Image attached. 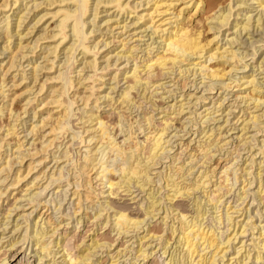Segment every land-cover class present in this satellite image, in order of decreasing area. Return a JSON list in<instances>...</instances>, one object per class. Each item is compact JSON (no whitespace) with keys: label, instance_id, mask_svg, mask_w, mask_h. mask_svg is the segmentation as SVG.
I'll return each instance as SVG.
<instances>
[{"label":"rangeland","instance_id":"1","mask_svg":"<svg viewBox=\"0 0 264 264\" xmlns=\"http://www.w3.org/2000/svg\"><path fill=\"white\" fill-rule=\"evenodd\" d=\"M107 1H111V0H107ZM201 1L203 2V4L205 6H206V4L207 5L209 4V7L208 6H207L208 8L206 7L207 11L205 10L206 12H204V14L201 13V12L200 13H197V12L193 13L194 8H189V9L185 10V12H187L186 13L187 15H184V16H189V14H190V16H189L190 18L189 17L188 18L191 19V20H188V18L186 19V21H188V22H186L187 26H191V28L188 27L189 30H191L190 32L192 34H196V32L200 31L201 35L199 37V40H200V42H202V43L204 42L205 43V42H207L208 40H210L212 38V31L207 30V27H208L207 24L210 25V26L211 25L213 26V24H214V21L211 24V22H209L207 20V18L211 17V16H208V15H211L212 12H213V14H215L219 10H222L225 7V5L227 4L228 0H201ZM230 1H231V5H232V9L233 10H231V12H230L231 13V17L228 19L229 20L227 22L228 25H226V27L224 26L221 29H219V31L215 30L216 35L218 34V37H217L218 39L217 40L220 41V43L218 42V46L222 45L223 47L227 48V45H225V41H226L225 39H229L232 36H234L235 34H237L239 31H241V30H239V31L235 30L236 33L234 34L233 33L234 29H229V28L232 27V23L234 25V21L233 20H235V18L238 21L237 29H238V27H241L243 23H246V20H244V19L248 15H250V19L252 20V21H250V19H249V21L252 22V23H250V22L248 23V27L250 29H247L244 32L243 31L239 32L238 33L239 37H237L238 35H236V37H235L236 41L234 40V42H232L234 45L230 44L231 47L229 46L230 50H232V51L238 49L236 51L237 54H239L240 56H243V59L241 61H238V63H236V68H237V69L235 68L236 72H233V74H232V76L234 78L231 79L232 78L231 77L230 78L231 80L228 81V84L231 83V85H230L231 87L229 89H226V90L225 89H221V88L219 89L218 83L221 82V81L218 82V81L215 80V82L214 81L213 82H214V84L215 83H217V84L212 85L213 88L215 87V90H211V92H207V91L204 90L203 86L208 84L209 80L200 78L201 76L198 75L197 72L195 74H193V72H192L193 70L191 72L189 71L190 73H192V75H188V73H189L188 72L187 74L185 73V74H183V76H181V75H177L178 71L176 72L175 68L171 72L170 71L168 72V69H163L164 73H165V75H164L163 70L159 69L158 67H156L158 70L156 68H152V71L150 70L152 73L149 71V74L147 73L148 74L147 75L145 73L146 74L145 75L144 72L141 71L142 70L141 67H139L138 75L142 78L141 79V84L144 83V82H147V81L150 82L147 85L148 86L147 87L148 90H147V92H145V95H146L147 98L151 97L150 99H152V97H153L152 102L154 103V105L155 104L156 105L152 109V108H150L152 106L147 101L148 99L146 101L140 100V96H138L137 94H139L140 89H142V87L136 85L135 89H136V87H138V88L136 90L134 89L133 91H130V93H134L133 95H134L135 101L137 100L138 103H140V104L138 105V103H137L138 107H131L132 105H130L129 107H131V108L127 109V111H126V108H124L123 110L126 111V113L124 111L122 112V109L119 110L118 107H120V106L116 105V104H118V102H117L118 98L117 97H119L120 92H122L124 87H126V85H127V84H123V83L126 82V80L128 81L130 79V75L129 74L131 73L130 70L133 67L132 64L133 63L139 64L141 62V60L146 57V55L144 56V51H146L145 49L147 48V47H145V44H146V46L149 45L148 48H147V51H146L147 53L149 51V53L147 55L148 57H152L156 53H158V52L160 53L161 52L160 51L161 49H159L161 44L158 45V43H157L158 39H155V37L153 35L150 36L148 34L149 32L145 31L144 33H139L135 37V38L141 37L140 38L141 41L132 42L134 40V37H132V39H133V40L131 39L132 41L129 38V37H131L130 34L133 31V30L130 31V29L132 27L126 28L125 32L123 31L122 33H119L120 29H115V30L112 29L111 30V28L115 27V24L112 23L114 20H117V22H119L118 26H121L122 25L121 21H123V19L125 18V15L123 16L124 18L121 17V15L113 17L114 13H112V12H114V8L112 9L111 5H105L106 7L103 6V5L102 6L99 5L98 11L100 13L95 18V20H94L95 22L92 23L93 21H91V20H93V19H92L91 15H92L93 12L91 10L93 9V7H92L93 5H92V3L91 4L89 3L87 5L89 9H87L88 11L85 14V16L82 17V18H84L83 21L87 20L85 22V26H84L83 31L85 33L87 32V34H88V32L93 31V33L91 32V33H89V35H87L88 36L87 37L88 40H86V42H85L87 46H92V44L94 45L95 42H97V41L99 42V40L102 41L101 43L99 42L100 44L98 43L99 45L96 46V48H98V47L99 48L98 49L95 48L96 50L94 49V52L97 51L96 54L98 53L95 56V58H96V64H98L99 68L101 67L100 70L97 69L96 72H93V71H89V69H88V70L79 72L78 70L81 67V65L79 64L80 61H78V60L80 59V57H81L80 55L81 54L76 56V58H75L76 61H72L71 60L69 62V67H66L67 64L65 65V63L63 64L64 65L63 66L62 65V61L64 60L63 59L64 57H63V55H61L62 54L61 51L58 53L57 58H55V60L52 59L51 57L46 58L47 59V63L44 64L46 62V60L43 57L46 55V53H44L45 50H43L42 47H46L49 44L50 45L49 47L52 48L53 45L55 46V44H57L58 40L60 42V39H59L60 36L58 35L59 32H58V29L55 30V26H56L55 24L59 22V19L61 17L60 18L58 17V15H60V14H58L57 17L55 15L52 16V14L55 13L57 10H62L64 8H66V6L69 5V4L58 3V2H56L54 0H23V1L22 0H18L13 6V0H7L6 1V3L9 2L10 4L8 3V5H11V6H8L4 11L0 10V13H1L0 14V18L3 15H6V16L8 15V17H9L8 20H7V21H9V27L8 28L11 27L10 29H14L15 23L17 21V17L15 16V13H17L20 10V13H19L18 16L21 17V15L23 14L22 18H20L22 23L20 24V27L17 29L20 36H18V39H16V36H14V37L9 39V44H10L11 49L18 42V47L17 46L15 47V49H16L15 51H16V55L17 56L20 55L19 56L20 59H19V63L15 62V64H17V65L21 64V67L18 66V68L16 67V68H14V70L12 68L11 69L12 72L10 71L11 74L9 76L6 75L5 78H2L1 74L3 72H0L1 73L0 74L1 81H4V84L9 85V83L11 82L12 75L17 74V75H15V78H16L15 80L16 81L13 82L16 85V84H20L19 81H17L18 78L20 79V76H25L26 75V77H24L25 79L22 80L23 82H21V85H19L18 87H15V88L13 87V88L9 89L8 86H6L5 88H3L4 90L6 88L8 89V91H9L8 92L9 94L7 93L8 94L7 95L8 98H11L10 95L13 92H15V94H18V93L23 91L22 86L28 84L29 81L27 82V80H28V77L30 75L29 73H31L30 72V68H32V67H35V66H37L39 64L41 66H43V65L46 66L45 71L40 70V71L36 72V74L38 73L37 74L38 75L37 82H39V83L44 81L45 77L54 76L59 71H60V73L62 71H63L62 73H64V72L67 73V72H69L68 70L71 69L72 71L70 70L71 72L69 73L71 81L74 80L75 82L74 81L73 82L76 83L77 82V75H79L78 78L79 79L81 78L79 80L81 84L83 82V85L86 86V87L87 86L89 87V84L90 85L91 84L94 85V89L90 90V92H86V94H89V93H92V91H94L92 93V95L94 97L93 96L90 97L92 99H91L88 107L87 108L83 107L81 105V103H79L78 101H77L78 103L76 102V104L73 107L74 110H73L72 113H74V114H72V115L74 117L72 115H70L69 118L71 116L72 117L70 118V120L68 119V121L71 122L70 126L72 127L73 130L76 131L78 128L80 130L82 128L83 129L86 128L84 126V124L82 123L83 121H85V120H83L84 116H86V114H83V111H87V115H88V110L92 106L91 102H94L95 97L97 96L96 98L100 99L98 101V103H96V105L98 107H97V109L93 108L92 110H94L96 112L94 113V111H93L92 113H94L95 115L98 114V117L100 116L99 118H103L104 120L105 119L107 120L106 125L107 124L109 125V126L107 125V130L110 129L109 130L110 132L109 131H107V132H109L110 133L109 135L112 136V137L115 135L113 137V139L115 138L116 139L115 141L118 142L119 145L121 144V146H122L121 140L123 138V135L125 134V133L121 134V131H119L120 130V126H122L123 130H125L129 126V124H131V126L134 129V131L136 130L135 134L138 137L137 139L138 140H142V135L145 133V131L143 132L142 130H143V128L145 129V127H147V124H148V122L147 123H143V122H145V121H143V120L146 119L145 117H148L146 115L152 116V120H150V123H152V124H150V123L149 124L152 125L154 127V129H156V131H158V129H160V130L164 129L165 126H166V123H169V125H167L165 130H164L165 133L163 132L165 136L163 135L162 139L164 141L169 139L170 143H168V144L166 143L165 146L162 145V147H164V148L166 147V148L164 150V153H162L163 156H162V154L160 156V157H162L160 159L161 161L159 160V163L156 165V167H153L154 168L153 170H149L147 175L149 176V181L148 182H150V183L148 184V182L142 183L141 181H138L139 182L138 185L142 184V188H143L144 191L143 190H139L135 185H132V182H131V185L134 186V187H132L129 184L130 186L128 185V187H129L130 190H129V192H125L126 191V185L124 186V182L122 183L121 180H118L119 178H117L118 177V173L117 172L113 173L112 177H110L109 175H106V178L109 177L112 181L121 183L125 189L124 188L121 189L122 185H117L116 187H113L114 190L112 189L113 190L112 191V195H108L107 187L100 185V186H98V189L100 190V192L102 194L99 195L98 198L95 199V198H92L90 196V198H88V202L84 201L83 198L80 199V201H78V206L82 208L81 211H80L78 206L76 207V209H74V205H75V203H77V200L75 199V197L73 199L71 197V195H72V193L74 192V190L76 188H77L76 190H79V191H76V193L79 192L78 194H80L81 191H82L83 193H81L80 195H85V193H84V188L85 187H84L83 184H84V181L86 180V178L84 177L85 175H81L79 173H78V175H73L72 173L77 174V172H78L75 169L74 166H75V163H77V165H78V164H81V162H82L81 156L84 154L83 151L85 149L84 146H86L87 137H85L86 136L85 133L84 134L82 133L83 129L81 131L78 129L77 131L79 133L80 132L82 133V134L80 133L82 139L79 138V140L81 139L79 141L77 138H75L74 139L75 141L72 140L73 141L72 142L70 140L71 132L67 131V133H65V136L63 135L60 138L58 137L56 139L57 141L55 140V145L59 144V146H60V148L58 149L59 151L62 150V149H63L62 151H64V149L69 151L68 152V156L71 155L70 158L73 159V162L69 161V163H65L66 164L65 166H64V163L59 164V166L57 164H54L53 163L54 161L51 160L52 159L51 154L56 152L57 150L55 148L52 149L50 151V154L47 156V159L45 158L46 160H44V162L42 163L43 165L36 166L34 171L32 172V175H31L32 177H30L29 179H25L27 181H24L22 183V185H24L26 183H29L31 181V179L34 177V175H36L38 170H41L43 172L44 176H41L42 178L41 179L39 178L36 182H34V184L32 183V185H31L29 183L26 186L27 188H29V186H30L31 189L29 188L27 190L26 187H22V189L25 190V191H23V193H22L24 195L23 198L20 199L19 195H15V194H17L18 190H14V192H13L14 195L12 196L11 195L12 191H10L9 189L7 190V187H8L7 185L10 183L9 181L12 179V172L14 173V170L18 168V165H16L14 163L15 162L14 158L18 154V152H16V151H20L19 154H18L19 156H17V159L20 158V157H23L24 158L23 160L25 161L26 158L22 154L23 153L25 154L26 151L30 150L31 142L33 143L35 141V138H36L35 132H33L35 135L33 133L31 135L28 134V132L30 131L29 129H31L29 127L32 126V125L38 124V121H39L38 120L39 119L38 118L39 112H37V110L39 108H35L34 110H33V108L34 107H38L39 102H41L42 99L45 97L46 93L44 92V90H45V87L46 88L48 87V84L45 83L46 86L44 87V90L41 91L42 93L39 94L40 96L39 95L36 96V98L38 100L36 99L35 101H32V103H31V100L34 98V96H33V95H35L34 93H37L36 88H38V85H35L36 88L35 87L32 88V89H35V90L34 91L32 90L31 94L29 92L27 95H22L20 97H17L15 99V101H13L14 103L12 104L13 105L12 108H14L16 110L17 109L18 110L19 109H21V110L23 109L22 111L19 112L20 113L19 118H17V120L13 121L14 119L13 118H9L8 112L5 111V110H2V112L0 114V138L5 134V129L10 128L11 125H14L12 130L15 131L14 132L15 136L18 135L17 136L18 140L20 139L19 143L22 144V145L20 144L21 145L20 149L25 151V152H23L21 150H18L16 148L17 146L14 144L15 143V139H13L11 137L6 139L5 142H2V144H3V145H1L2 149H0V153H1V156H2V157L0 156V159L2 158L0 160V163L1 162L3 163V161L5 162V160L8 161L10 159L8 162H9V165L11 167L9 173H8V171H4L5 173L2 172L0 174V191L2 192V194H4V195H2V197L0 199L1 200L0 201L1 202L0 203V206H1L0 207V215H1V213L3 214L4 210H6L13 203L14 200H12V199L14 197H16L15 200L18 199L14 203V207H16V208H12L13 210L9 209L10 210L9 213H11V214H9V218L6 217L5 219H3L2 215L0 216V261L3 258L10 259L9 256L11 255V253L13 251H9L7 245L9 244V242H11L10 240H13L15 242H19L20 241L19 239L22 238V235L27 236L26 238H24L25 236H23L24 243H25L23 245V249L26 248V252L25 253L29 254V251L31 249L32 250H33V248L35 249V247L33 245L34 242L31 239L32 236L34 235L33 233L39 232V230L42 229V230H45V231H43L44 233L47 232V234L45 235L46 237L44 236V239H42V241H45L46 243L49 244L48 248H50V251H52V252H59L62 249H65L66 252H68V253L71 252L69 254L71 256H73V257L74 256L77 257L79 255H86L91 260V262L93 264H112V263H114V264H129L130 263L131 264V263H133L135 255L138 254V253H136V250L138 249L137 247H140V245H143L144 242L147 241V237H146V241H145V239H144V241L142 239L140 241V245H138V240H136L135 237H134V235H136V234H134L135 232L131 233L130 230H129L130 233L128 232V234H125L126 236L122 235V234L117 235L116 231L114 232V230L116 228H113V225H112L113 223L111 221L112 211H116V210L120 211L121 209L122 210L125 209L123 212L126 213L128 216L131 215L129 217H131V218L134 217L136 219H144L143 217H145V216H144V212L143 211H144V208H145L146 204L150 201V200L147 199V196H148L149 193L153 192L152 193L153 199L154 200L159 199V201L158 200L156 201V202H159L158 205L155 204L156 206L154 207V208H156L155 210H158V214L154 213L155 217L153 216V219H149L148 216H147L148 218L145 217L146 219H145V221L143 220L144 222L142 221L143 222V223H141L142 225L140 224V226H138V227H141L142 229L140 228L141 230H138L137 236L138 237L143 236L145 234V228H146L148 230L149 234H154L155 235L157 233L156 236H160L161 237V235H162L161 239L168 238L169 231L166 230L165 228L167 226H169V224H171L170 223L171 219H169V220L167 219L166 220L165 223L168 224L166 226L163 225V222L161 221V217L163 215L162 214L163 209L166 206H169L168 201L164 199L165 189L161 188L164 185V180H165L164 177H163L164 175L162 176L163 171H164L165 176L168 174L167 171H168L169 167H167V166L169 165V162H170V158H168V157L169 156L171 157L175 153L179 152V150H178L179 149V144H177V143H182L183 142L182 143L183 146H181V149H184L185 144H187L188 145V147H187L188 149L187 150H191V149H192L191 151L196 150L195 149L197 147L196 144L197 145H201L203 143V140H205L204 137L206 138V136L209 135V132H207V131L210 130V129H212V130L214 129L213 130L214 135H217V133H219V136L216 137V138H218L217 142H220V143H218V145H219L218 147L222 148V149H220L218 151H215L218 148L210 147L211 148L210 151L212 150L211 152H212V155H213V157H212L213 161L210 164L214 163L212 167H214L215 165L220 163L223 160V157H225L224 155H226L227 152L228 153L230 152V154H229L230 156H228V159H231V161L229 162V164L233 163V164H237V167H240V168H247V167H249V168L245 169L246 175L243 174V172H240V170L236 172V176H238V178H239L238 179L239 181L237 180L236 183H235V181H233L234 179H232L233 178L232 177L233 174L231 172L230 173L232 174V176L228 172L229 176H228L227 180H225L226 178H225V176L223 174H219V173L216 175V177L211 178L212 181H215L216 183H220L221 184L222 188H221V191H219V193L221 192L222 194H225V192L227 191V194H225L224 197L222 198L221 204L219 205V208L217 210L218 212L217 211L213 212L212 209H209V206H205V208L208 207V208L205 209V210H208V211L207 212L205 211L206 213L203 216L205 218L204 221H203V223H204L203 225L206 226V228L210 227L209 225H212V226L215 225L214 227L218 228L217 231L223 232V234L226 232L224 235H227V234H230V233L232 234L233 232L230 231L232 228L229 231H225L227 222L224 221V218H223L224 222L222 223L223 225L222 224H220V225L216 224L215 219L217 217L219 218L220 217L219 215L220 214L222 215L224 213V210H225L224 208L225 207L230 206V207H232L231 209H233L234 208V204L239 205L241 203V200L236 201V199L238 198L237 195L239 194L240 187L242 185H244L245 186L244 187L245 190L246 189L248 190V191L246 190L248 192V194H247V197L245 199V203H242L241 204L242 206L239 205L238 208L245 207V209L250 210L251 217H252L251 220H253L252 221L253 224L257 225V222H261L260 226H262V227L264 226V211H263L264 210V161H263L264 160V157H263L264 154H260L259 152H257L259 149L262 148L263 149L262 151L264 153V147H262L263 144L261 145L262 141L264 142V116H261L262 111L264 110L263 109L264 107H261V108L258 107L259 109L256 111L254 108H252L251 102L250 103L244 102L245 106L243 107V102H241V101H244V100H241L240 98H242L244 96V94H242V92H241V94H238L240 92V91L238 92L240 87L237 90L238 86L236 84L237 82L240 81V79L242 80V78H244L243 80L248 79L250 75L254 77L255 81L256 80L259 81L258 83H261V86L264 84V24L261 25V27H262V28L260 27L261 29L258 27V29L255 31L256 27H255V23H253V20H255V18L258 17V14H257V10L258 9L257 10L254 9L255 6H256L255 4H251L252 2H250L248 0H233V1L230 0ZM120 2H122V3L124 2L123 4L128 3L129 5L132 6V4H136L137 5L138 3H140V5H141L142 2H144V0H122ZM234 4H235V6H234ZM239 4H240V7H239ZM34 5L36 6V8H35ZM236 6H238V7H236ZM9 7H10V10L8 11ZM69 7L71 8V5H69ZM145 8H147L145 5H141L139 7L137 6L136 10H134L133 13H131L132 14L131 16H133L132 19L128 17L125 20V22H124L125 25H127V26L130 25L129 23L131 21L132 22L135 21L136 22V26L140 25L141 21L133 20V18H136V15L138 16L139 13L140 14L143 13V10ZM238 8H243V9L238 10ZM105 9L107 11H104ZM225 9H227V7ZM208 10H211L210 11L211 13ZM191 13L194 14V15H192ZM205 13H206V15H205ZM225 13L226 12H224V14ZM198 14H200V16ZM213 14H212V16H213ZM236 14H239V15L237 16ZM256 14H257V16H256ZM204 15L207 18H205ZM244 15H245V17H244ZM197 16H199V17H197ZM234 16H237V17H234ZM54 17H56V18H54ZM34 18H37V19H34ZM39 18H42V21L40 19V22H38L36 25H34V28L31 29V27H32L31 25H33V22H35V20H39ZM202 18H204V19H202ZM262 19H263V17H261V20ZM106 20L107 21L110 20V21H108V24L107 23L105 24ZM261 20H260V22H258L259 25L261 23ZM137 22H139V23H137ZM199 22H201V23H199ZM263 23H264V19H263ZM45 24H47V25L45 26ZM189 24H191V25H189ZM250 24H253L254 28L253 27L251 28L250 26H252V25H250ZM108 25L110 26V28H109L110 30L106 29L107 27H109ZM2 26H4V23H0V27H2ZM43 26H45V27H43ZM24 28H29V31L32 30V32L30 34H28V35H25ZM42 28L46 29L45 32L48 33V35H49V33H51L50 35L54 34L57 37H55L53 39L52 38L51 39L47 38L48 40L44 39L45 41L43 40V41L36 42L37 41L36 40L37 36L40 35V33H37V32L42 30ZM52 28L54 30H52ZM67 30H69V27H67ZM136 31H141V30L137 29ZM69 32L70 31H66L67 36H70ZM221 34H223L224 36H220ZM148 35L150 37H152V39L154 38L153 41H157V42H155L154 44L153 43L151 44L152 39L150 40ZM108 42H109V44L106 45L108 47H105L103 44H106ZM120 42L126 43L125 47H127V46L131 47V45H132V46H134L136 48L135 50H132L133 52L131 50L129 51L131 59L125 60L123 58V57L127 56V54L122 53L123 50L120 49V47H119V43ZM63 44L64 43H62L61 45H63ZM211 44H212V42L209 44V46H211ZM1 45H2V43L0 42V47H1ZM151 46H153V47H151ZM60 48H61V46L58 47V49H60ZM150 49L152 50L151 52H150ZM106 53H107V55L104 56ZM131 53H132V55H131ZM116 54L118 56L119 55H122V56L124 55V56L120 60L118 59L119 61H117L116 58L118 56ZM103 56H104V58H102ZM115 56H116V58H115ZM5 57H7L6 52L4 53V51H1L0 52V63L1 62L3 63V65H1L2 69L0 68L1 71H3L6 68V67L4 68V66L6 64L5 61L7 60ZM105 57H106V59L108 57H111V58L107 59L108 61H105ZM244 57H246V58H244ZM42 59H44V60H42ZM88 59H91V58H88ZM16 61H18V59ZM51 61H53L52 64H51ZM126 62H127V64H126ZM49 64L52 65V66H50ZM71 64H72V66H71ZM183 64H185V62ZM242 64L247 65V67H244V65H242ZM40 65L37 66V67H40ZM104 65H105V67L103 68ZM257 65L258 66L260 65L259 67L261 69L256 71V68L257 69L259 68V67H257ZM70 67H72V68H70ZM167 67L170 68V65H167L166 68ZM187 67H189V66H184L183 65L181 67V69H184V68L186 69ZM57 70H59V71H57ZM101 70H103V71H101ZM165 71H167L168 74H166ZM251 72H253V73H251ZM77 73H79V74H77ZM126 74H127L126 79H123V75L125 77ZM196 75H198V76H196ZM73 76H76V77H73ZM113 76L116 78L117 81H115V80L112 81L111 80L113 78ZM176 76H177V78L178 77H182V78L184 77L185 78V83L188 82L187 84H189L191 82L190 80H193L190 84L193 87L195 86L193 88L189 84L188 86L186 85L189 88H185L184 89V90H187V92L193 93L194 97L191 99L188 96H185L184 100L181 101V104H183L182 105V107H183L182 108V113H180L181 115L177 114L178 106H179V103L177 101L182 99L181 97H179L181 92L177 91L176 90L177 87L174 85L175 84L174 82L176 80H180L181 78L176 79ZM88 77L90 79L92 78L91 81L94 80V82L93 83L90 82V79ZM86 78H87V80H86ZM3 79H5V80H3ZM173 79H176V80H173ZM118 80H119V82H118ZM142 80H144V82ZM200 80L203 81L202 85L200 83L202 81H200ZM116 82H118L117 85L115 84ZM193 82H195V83L192 85ZM226 83H227V80H226ZM137 84H139V83H137ZM150 84L151 85L154 84L153 87H151ZM160 84H161V87L158 86ZM211 84H213V83H211ZM155 85H157V86H155ZM198 85H199V87H198ZM149 86H150L151 89L149 88ZM29 87H31V85H29ZM157 87H159V88H157ZM241 87H243V86H241ZM263 87L264 86H262L260 89H261V91H263V94H264V88ZM99 88H101V89H99ZM110 88H112V91H110ZM98 89H99V91H96ZM231 89H233V90H231ZM235 90H237V91H235ZM224 91H227V92H224ZM68 92H69V96H71V94L74 93L70 89H69ZM4 94H6V93H4ZM105 95L108 96V98L110 96V99L115 101L116 104L114 103L113 107H110V108H108V106L105 107V105H106L105 101L107 99V98L103 99V96H105ZM133 95L130 94V97L133 98ZM201 95L204 98H208V99H203L204 101L200 100L201 102L199 100L195 101V99L197 97L200 98ZM235 95H236V97L238 95V97H237L238 99L236 101H235L236 98L234 99ZM86 96H88V95H86ZM221 97H224V102L221 99L219 100V98H221ZM26 98L28 100H30V101H29L28 105L24 106L22 104L23 103L25 104L24 101H25ZM219 101L220 102L222 101L223 107L220 108L219 112L217 111V113L216 112L213 113V111L217 109L216 107H217V104L219 103ZM0 103H2V102L0 101ZM6 103H7V101H6ZM245 103H247V105ZM249 105L251 107H249ZM6 108H8V107H5V109ZM135 108H137V109H135ZM160 108L162 109V111L159 110ZM79 109H82L83 111H81ZM204 109H207L206 110L207 112H205V111L203 112ZM243 109H245V110H243ZM242 110H243L244 113L241 112ZM34 112L38 113V114L36 113V115H35V120L32 117ZM151 112H152V115H151ZM82 114H83V116H82ZM123 114H124V116H123ZM255 114L257 116H261V117H259L257 119L258 123L255 122L256 125H255V123H253L251 121V117L255 116ZM80 116H81V118L83 117L81 119V121H80ZM119 116L123 117V119L120 118ZM125 116H128V117H125ZM142 117H144L145 119L142 118ZM225 119L227 120L228 123L225 122ZM128 120H130V121L128 122ZM118 121H119V123H118ZM124 121H126L127 124ZM136 121L138 123H140V124L138 125V123ZM82 124H83V126H82ZM144 124H145V126H144ZM81 126H82V128H81ZM136 126H138V127H136ZM139 127H143V128L139 129ZM241 128H244V129L242 131H240ZM201 129H202V131L204 133H206L205 136H203L202 132H200ZM152 130H153V128H152ZM112 133H113V135H112ZM15 136H13V137H15ZM34 136H35V138H33ZM252 136L254 137V139H253ZM241 138L244 139V140L242 142L238 143V140H240ZM209 139H210V137H209ZM253 140H255L256 143ZM83 141H84V143H83ZM205 141H207V140H205ZM66 142H67V146L65 145ZM71 142L73 143L72 145H71ZM35 143L37 144V140L35 141ZM81 143H82V145H81ZM244 143H247L248 145L244 144ZM223 144H225V145H223ZM125 145H127V144H125ZM244 145L248 146L251 151L248 152ZM259 145H260L261 148H258ZM240 146H241V148H240ZM234 147L238 148V150L236 149L237 152L239 151L238 153H234L232 151V149ZM166 149H168L169 151L167 150L168 152H165ZM182 152L185 153V151H182ZM20 153H21V155H20ZM141 153L145 157H146V155H148V154H146L147 150L144 151V153L143 152H141ZM183 153L180 154V159L178 160L179 164H180V162L182 160L184 161L185 158H186L185 156H184L185 158L182 156ZM233 153L236 154V155H233ZM58 154H59L58 151L56 153H54V157L56 158V156H58ZM214 154H215V156H214ZM108 155L110 156V154H108ZM108 155L106 156L108 166H111V164L114 165L112 160H110L108 158ZM250 155H253V156H250ZM219 157H221L220 159H222V160L218 161ZM250 157L253 158L251 164H250V161L248 160V159H251ZM112 158H113V156H112ZM164 158H166V159H164ZM197 159H199V158H197ZM115 162L118 163V161H115ZM221 164L223 165L224 162L221 163ZM42 166H44V167H42ZM60 166H64L63 170L58 169ZM198 166L199 165H195L194 166L195 169L193 168L194 170L192 169L193 171L189 172V173H191V176H188L187 180L188 179L191 180L192 177H197L199 175L198 172H200V171L202 172L203 171L204 167H199L198 168ZM184 167L188 168L187 164L184 163ZM108 168L110 169L112 167H108ZM184 169H182L181 173L184 171ZM216 169H217V167H216ZM56 170L57 171L59 170V173ZM73 170H75V172ZM60 171H61V173H60ZM196 171H197V173H196ZM219 171H221V169H217L216 172H219ZM6 172L8 173V175H7ZM156 172L157 173L161 172V176H159L160 174L158 175ZM86 173H88V175H90V172L87 171ZM155 174H157V175H155ZM185 174L187 175L188 173H185ZM186 175H185V177H186ZM79 176L82 179H78L77 177H79ZM47 177L50 180H48ZM218 177H221V178L218 179ZM52 178H54L53 181L51 180ZM243 179L245 181L249 182V183H252L251 186L249 185V183L246 184L247 182H244L243 184H241V180H243ZM75 180L76 181L78 180V181L75 182ZM157 180H159V181H157ZM48 181H49V183H48ZM246 185H248L250 187H248ZM94 186H95V184L92 185V187L89 189V191L93 190ZM44 187H46V189ZM43 188H44V191H43ZM257 188H259V189H257ZM210 189H212V188H210ZM5 191H6V193H5ZM141 191H143V192H141ZM94 192L97 193L98 191L95 190ZM254 192L257 195H255ZM32 194H33L34 197L32 196ZM200 195H201V193L199 191H195V192H193V196L191 195L190 197H186V198H184V197L183 198H178L176 202L179 205V207H181L180 206V204H181L182 205L181 208H183V207L185 208V209L183 208V210L187 211V215L188 216L189 215L191 216V215H193L192 210H194V206H193V203H192V198H193V200L196 197H200L201 198L202 195L201 196ZM252 195H253V197H252ZM29 198H32L33 202L31 204H29L30 203L28 201ZM90 199L93 201V203H92V201H90ZM26 200H27V202H26ZM36 203L38 204L37 206H36ZM90 203H92V204L90 205ZM82 204H83V206H82ZM34 207H36V208H34ZM77 208L79 209V211H77L78 210ZM160 208H161V210H159ZM83 211H84V213H86L85 214L86 216L82 214ZM186 211H185V213H186ZM159 213H161V214H159ZM234 214L235 215L238 214L236 216H239L240 213H233V215L229 214L230 216H232L231 218L233 219V221H237L239 217L235 218ZM46 215H48V217H50V219H51L50 226L53 225V224L54 225L51 226L50 228L47 227V225H43V228H44L43 229L41 224L44 221H40L41 219H39V218H42V220H43ZM97 215H99V216H97ZM213 215H215V217ZM245 215L247 216V214H245ZM259 216L261 217L260 219L258 218ZM107 217H108V219H107ZM242 217H243V215L239 219H241ZM189 219L190 218H188V220ZM106 220H108L109 223L105 224ZM209 221H211V222H209ZM173 222L175 223L176 221H173ZM146 223H148V225H146ZM4 224H7V225H4ZM33 224H35V226H34L35 228L34 229H33ZM55 224L57 226H55ZM239 224H240V222H238L236 226L233 225V228L234 227L237 228V226ZM173 225H175V224H173ZM143 226H144V228H143ZM4 227H6V230L3 232L2 230H3ZM52 227L54 228L53 231H51ZM17 228L19 230L14 232V230L17 229ZM236 228H234L235 229L234 232L236 231ZM25 230L27 231L26 234L24 232ZM152 231L155 232V233H153ZM163 231H165V232H163ZM254 232H256V230H254ZM231 234H230V236H231ZM263 235H264V230H263ZM254 236H256V235H254ZM17 237H19V238H17ZM247 238L249 239L250 236H248ZM247 238L245 237L243 239V241L247 240ZM6 241H8V242H6ZM141 242H143V243H141ZM171 242H172V240L170 241V243ZM246 242L248 243V241H246ZM158 244H159V241H151V244H150L151 247L155 246L153 249L150 247V249H152V251L154 253L153 254L154 258L152 257L145 264H148V263L149 264H152V263L156 264L157 263L155 261V258H157L160 255V253H161V250H159L160 248L158 247L159 246ZM110 245H111V247L108 248V246H110ZM146 245H147V243H145V246ZM145 246L142 247L141 250L145 249L146 248ZM173 246H174V244H173ZM173 246L171 245L172 249H173ZM56 247H58V248H56ZM15 248H17V246ZM147 249H149V247H147ZM150 249H149V251H150ZM172 249H170L169 251L171 252ZM246 249H247V247H246ZM158 250H159V253H157ZM178 250L180 251V248ZM119 252H122V253H119ZM182 253H184V251L181 252V254H179V256L180 255L182 256ZM250 253H252V252H250ZM61 254H62V252H59L56 255V257H57V258L55 257L56 263H54V264H63V262L61 263V259H62V257H60ZM29 255L32 256L33 254L30 253ZM29 255L26 256V257H29ZM20 256H22V255H20ZM162 256L163 255H161V257ZM263 257H264V255H263ZM47 259H49V258H44V260L42 261L43 263L41 262V264L49 263L47 261ZM114 259H116V261ZM159 259L163 260L162 258H159ZM32 260H33V258L31 257L30 261H32ZM152 260H154V261H152ZM161 260H159V261L161 262ZM182 261H183V259L179 260L178 261L179 264H181L180 262H182ZM160 262H158L157 264H161ZM139 264H142V262H139Z\"/></svg>","mask_w":264,"mask_h":264},{"label":"bare ground","instance_id":"2","mask_svg":"<svg viewBox=\"0 0 264 264\" xmlns=\"http://www.w3.org/2000/svg\"><path fill=\"white\" fill-rule=\"evenodd\" d=\"M6 1L7 0H5V1L4 0H0V10L1 11H4L8 6H11V5H8L9 2L6 3ZM17 1L18 0H13V6H14V4ZM54 1H56L58 3L69 4V5H71V8L69 7V5H67V6L65 5L66 8H64L62 10H57L55 13L52 14V16L55 15L56 17H57L58 14H60V15H58V17L59 18L61 17L59 19V22L55 24L56 25L55 26V30L58 29V32H59L58 35L60 37L59 36L58 37L60 39V42L58 40L57 44H55V46L53 45L52 48L49 47L50 46L49 44L46 47H42L43 50H45L44 53H46V55L43 57L46 60V62L44 64L47 63V59L46 58L51 57L52 59L55 60V58H57L58 53L61 51L62 52L61 55H63V57H64L63 58L64 60L62 61V65L64 63H65V65L67 64L66 67H69V62L71 60L72 61H76V59H75L76 56L81 54L80 55L81 57L78 60V61H80L79 64L81 65V67L78 70L79 72L80 71H85V70H88V69H89V71H93V72H96L97 69L100 70L101 67L99 68L98 64H96V58H95V56L98 53L96 54L97 51L94 52V49L102 41L99 40L100 43L97 41V42H95L94 45L92 44V46H87L86 43H85L86 40H88L87 39V37H88L87 35H89V33H91V32L93 33V31L89 30L90 32H88V34H87V32L85 33L83 31L84 26H85V22L87 20L83 21L84 18H82V17L85 16V14L87 13V11H88L87 9H89L87 5L89 3L90 4L92 3V5H93L92 6L93 9L92 10L90 9L93 12V13L91 12L92 13L91 16H92V19H93V20H91V21H93L92 23L95 22L94 21L95 18L100 13L98 11L99 5H101V6L102 5L103 6L111 5V8L112 9L114 8V12H112V13H114L113 17L119 16V15H121V17H123L125 15V18L123 17L124 19H123V21H121V24H122L121 26H118L119 22H117V20H114L112 22V23L115 24V27L111 28V30L112 29L113 30L120 29L119 33H122L123 31L125 32L126 28L132 27L130 29V31L133 30L132 33L130 34L131 37L128 36L130 38V40L132 39V37H134V40L133 39H132L133 41L131 40L132 42L141 41L140 40L141 37H137V38H135V37L139 33H144L145 31H148L149 32L148 34L150 36L153 35L155 37V39H158V42L157 41H153L154 38L152 39V37H150L148 35L149 39L150 40L152 39L151 44L152 43L154 44L155 42H157L158 45L161 44V46L159 48V49H161L160 50L161 52L160 53L158 52L159 54L158 53H156V54L154 53L155 54L154 56L148 57L147 55H148L149 51H148V53L146 51H147V48H148L149 45L146 46V44L144 43L145 47H147L145 49L146 51L143 50L144 51V56L146 55V57L143 58L139 64H135V63L132 64L133 67L130 70L131 71L130 74L128 73L129 71L127 72L130 75V79L128 81L126 80V82L123 83V84H127V85H126V87H124L122 92H120L119 97H117L118 98L117 99L118 100L117 101L118 104H116L115 101L110 99V96H109V98L106 95L103 96V99L107 98L106 101H105L106 102L105 107L106 106H108V108L113 107V104L115 103L117 106H120L118 108H119V110L122 109V112L124 111L123 110L124 108H126V111H127V109H130L131 107H138V105L140 104V103H138L137 100L135 101L134 95H133L134 93H130V91H133L135 89L136 85L142 87V89H140L139 94H137L138 96H140V100L146 101L148 99L147 101L152 106V107H150L152 109L156 105V104L154 105V103L152 102L153 97H152V99H150L151 97L147 98L146 95H145V92H147V90H148V88H147L148 86L147 85L150 82H148V81L144 82V80H142L144 83L141 84V79L142 78L138 75L139 67H141L142 70L141 69L140 70L143 71L144 74L145 73L149 74V71L150 70L152 71V68H156V67H158L159 69H162V70L163 69H168V72L169 71L170 72L173 71L174 68H175L176 72L178 71L177 75H181V76H183V74H185V73L187 74L189 71L191 72L193 70L192 71L193 74H195L197 72L198 75L201 76L200 78L209 80V81L207 80L208 84H206V85L204 84L205 86H203L205 91L211 92V90H215V87L213 88V86H212V85L217 84V83L214 84L215 80L218 81V82L221 81V82H219L220 84L218 83L219 89L220 88L221 89H225V90L229 89L231 87L230 86L231 83L228 84V81L234 78L232 76V74H233V72H236V69H237L236 68V63H238V61H241L243 59V56H240L239 54H237L236 51L238 49L234 50V51L230 50V47H231L230 44L234 45L232 42H234V40L236 39L235 37H236V35H238L239 32H241V31L244 32L247 29H250L248 27V23L250 21H252L250 19V15H248L246 13L249 16L248 17L246 15L247 17L244 19V20H246V23H243V24L241 23L242 26L238 27V29H237L238 21H237L236 18H235V20H233L234 21V25L232 23V27L229 28V29H234L233 30L234 34L236 33L235 30L236 31L241 30V31H239L235 35L233 34L234 36H232L231 38L225 39L226 40L225 41V45H227V48H226V47H223L222 45L218 46V42L220 43V41L217 40L218 39L217 38L218 34L216 35L215 30L219 31V29H221L224 26L226 27V25H228L227 24V22L229 21L228 19L231 17V13L230 12H231V10H233L230 0L227 1V4L225 5V7L222 10L218 11L219 13L216 12L215 14H213V12L212 13L210 12L211 10H208L211 13V15H208V16H211L209 18H207L205 16L206 15V13H205L204 17L207 18V20L209 22H211V24L214 21L213 26L212 25L210 26V25L207 24V26H208L207 30L212 31V38L210 40H208L207 42H205V43L204 42L202 43L199 40V37L201 35L200 31L196 32V34H192L190 32L191 30H189V28H191V26H187V24H186V22H188V21H186V19L190 16V14H189V16H184V15H187L186 14L187 12H185V10H187L189 8H194V11L192 10L193 13H196V12L200 13L201 12V13L204 14V12L207 11V8L209 7V4L208 5L206 4V6H205L201 0H198V1L197 0H144V2H142L141 5H145L147 8H145L143 10V13H141V14L139 13L140 15L138 14V16L136 15V18H133V20L141 21L140 25H138V26H136V22L135 21L134 22L131 21L129 23L130 25H128V26L125 25L124 22H125V20L128 17L132 19L133 16H131L132 15L131 13H133V11L136 10L137 6L138 7L141 6L140 3H138L137 5L136 4H132V6H131L128 3L123 4L124 2L123 3L120 2L122 0H111V1H107V0H96V1L95 0H54ZM248 1L252 2L251 4H255L256 5V6L254 5L255 6L254 9H256V10L258 9L257 10L258 17L255 18V20H253V23H255V27H256L255 31H256L258 29V27L260 28L261 25L264 24L263 23V19H264V0H248ZM234 6H235V4H234ZM226 7H227V9H225ZM236 7H238V6H236ZM239 7H240V4H239ZM35 8H36V6H35ZM240 9H243V8H238V10H240ZM9 10H10V7H9L8 11ZM104 11H107V10L105 9ZM224 12H226V13L224 14ZM19 13H20V10L17 13H15V16L17 17V21L15 23L14 29H10L11 27L8 28L9 27V21H7L8 18H9L8 15L7 16L3 15L0 18V21H1L0 23H4V26L0 27V36H1L0 37V42L2 43V45L0 47V52L4 51V53L6 52V54H7V57H5L7 60L5 61L6 64L4 66V68L5 67L6 68L3 71L0 70V72H3L2 74L0 73L2 78H5L6 75L9 76L11 74V72H12L11 71L12 68L14 70V68H16V67L18 68V66L21 67V64H19V65L15 64V62L19 63V59H20V57H19L20 55L17 56L16 55V51H15L16 50L15 47L16 46L18 47V42H17L16 45L13 46L12 49H11L10 44H9V39L10 38L16 36V39H18V36H20L17 29L20 27V24L22 23L20 18H22L23 14L21 15V17H19L18 16ZM212 14H213V16H212ZM257 14H256V16H257ZM192 15H194V14H192ZM198 15L200 16V14H198ZM236 15L238 16L239 14H236ZM199 16H197V17H199ZM237 16H234V17H237ZM56 17H54V18H56ZM244 17H245V15H244ZM261 17H263L262 20H261ZM189 18H188V20H191ZM34 19H37V18H34ZM40 19L42 21V18H39V20H35V22H33V25H31L32 26L31 29L34 28V25H36L38 22H40ZM202 19H204V18H202ZM249 19H250V21H249ZM260 20H261V23L259 25L258 22H260ZM108 21H110V20H108ZM108 21L106 20L105 24L106 23L108 24ZM137 23H139V22H137ZM199 23H201V22H199ZM250 23H252V22H250ZM46 25L47 24H45V26ZM189 25H191V24H189ZM250 25H252V26H250L251 28L252 27L254 28L253 24H250ZM45 26H43V27H45ZM67 27H69V30H67ZM109 28H110V26L107 27L106 29L108 30ZM137 29H139L141 31H136ZM24 30H25V35H28V34H30L32 32V30L29 31V28H24ZM45 30H46L45 28L44 29L42 28V30L37 32V33H40V35L37 36V38H36L37 41L36 42L43 41L44 39L48 40V39H51V38L53 39V38L57 37L54 34L50 35L51 33H49V35H48V33H46ZM52 30H54V29L52 28ZM66 31H70L69 32L70 36H67ZM220 36H224V35L221 34ZM237 37H239V35ZM211 42H212V44H211V46H209V44ZM62 43H64V44L61 45ZM107 44H109V42L106 43V44H103V45L105 47H108V46H106ZM125 45H126V43H122V42L119 43L120 49L123 50L122 53L127 54V56L123 57L124 55L123 56L122 55L118 56L116 54L118 56L117 58L115 56L117 61H119L122 57L125 60L131 59L129 51L130 50L132 51V50L136 49L132 45H131V47L130 46L125 47ZM59 46H61L60 49H58ZM151 47H153V46H151ZM98 48H96V49H98ZM151 49H150V52L152 51ZM106 55H107V53L104 56H106ZM131 55H132V53H131ZM104 56L102 58H104ZM88 58H91V59H88ZM109 58H111V57H108L107 59H109ZM244 58H246V57H244ZM17 59H18V61H16ZM44 59H42V60H44ZM107 59L105 57V61H108ZM52 62L53 61H51V64H52ZM127 62H126V64H127ZM184 62H185V64H183ZM1 63H0V68L2 67L1 65H3V63L2 64ZM39 65H37V66H39ZM167 65H170L171 69L169 67L166 68ZM183 65L184 66H189V67H187L186 69L185 68L181 69V67ZM242 65H244V64H242ZM37 66L30 68V72L31 73H29L30 75H29L28 80H27V82L28 81L29 82H28L27 85H23L22 86L23 91L18 93V94H15V92H13L10 95L11 98H8V96H7L9 94L8 93L9 92L8 89L6 88L7 90L6 89L4 90L3 88H5L6 86H8L9 89H11L13 87L14 88L18 87L19 85H21V82H23L22 80L25 79L24 77H26V75L25 76H20V79L18 78V80H17V81H19L20 84H16V85L13 82L16 81L15 80L16 79L15 75H17V74L12 75L11 82L10 83L8 82L9 85L4 84V81H1V77H0V101L2 102V103H0L1 104L0 105V114H1L2 110L7 111L8 115H9V118H13L14 119V120L12 119L13 121H15V120H17V118H19V116H20L19 112L23 110V109L22 110L21 109H19V110L17 109L16 110V109L12 108V106H13L12 104L14 103L13 101H15V99L17 97H20L22 95H27L29 92L31 94V91L35 90V89H32V88H34L35 85H38V88L35 87L36 90H37V93H34L35 94V95H33L34 98L31 100V103H32V101H35L37 99L36 96H38L40 93H42L41 91L44 90V87L46 86L45 83L48 84V87L47 88L45 87V90H44V92L46 93L45 97L42 99L41 102H39L38 107H34L33 108V110L35 108H39L37 110V112H39L38 124L34 123L35 125H32V126L29 127V128H31V129H29L30 131L28 130L29 131L28 132L29 135H31L33 132H35L36 138H35V136L33 138H35V141L37 140V144L33 140L34 142L33 143L31 142V144H30V146H31L30 150L26 151V153L24 154L23 152H25V151L20 149L21 145H22L21 143H19L20 139L18 140V137H17L18 135L15 136V133H14L15 131L12 130L14 125H11L10 128L5 129V134L0 138V149H2V146H1V145H3L2 142H5L6 139L11 137V138L15 139V143L14 144L17 146L16 148L18 150L23 151L22 155L26 158L25 161L23 160L24 159L23 157H20V158L17 159V156H19L18 154H19L20 151H16V152H18V154L14 158L15 159L14 163L16 165H18V168L14 170V173L12 172V179L9 181L10 183L7 185L8 186L7 190L9 189L10 191H12L11 192L12 194L10 193L12 196L14 195V193H13L14 190H18L17 194H15V195H19L20 199L23 198L24 195L22 193H23V191H25V190L22 189V187H26L29 183L31 185H32V183L34 184V182H36L39 178L40 179L42 178L41 176H44L43 172L41 170H38L36 175H34V177L31 179V181L29 183H26V184L22 185V183L24 181H27L25 179H29L30 177H32L31 176L32 172L34 171L36 166L43 165L42 163L44 162V160L47 159V156L50 154V151L52 149L55 148L59 152V154H58V156H56V158L54 157V153H56L57 151L54 152V153L51 152L52 153L51 154V156H52L51 160L54 161L53 162L54 164H57L59 166V164L64 163V166H65L66 165L65 163H69V161L73 162V159L70 158L71 155L69 154L70 156H68V152L69 151H67L65 149H64V151H62L63 149L60 150V151L58 150L60 148V146H59V144L55 145V140L58 137L60 138L63 135L65 136V133H67V131L71 132V134H70V140L71 141L72 140L75 141L74 140L75 138H77L78 140H79V138H81V135H80L81 132L79 133L77 131L79 128L76 131L73 130L72 127L70 126L71 122H69L68 119L70 120V118L73 116L72 115V114H74V113H72L73 110H74L73 107H74V105L76 104L77 101L79 103H81V105L83 107H86V108L88 107V105H89V103H90V101L92 99L90 97L93 96L92 93L94 92V91H92V93L86 94V92H90V90L94 89V85L93 84H91V85L89 84V87L88 86L86 87V86L83 85L82 81H81L82 82V84H81L80 81H79L81 78L79 79L78 78L79 75H77L79 73L76 74L77 75V82L74 83L75 82L74 80H73L74 82L71 81L70 80V76H69V73L72 71L71 69H70L71 71L68 70L69 72H67V73H65V72L62 73L63 71L60 73V71L57 70L59 72L56 75L51 76V77H45L44 81L39 83V82H37V78H38L37 74L38 73L36 74V72L40 71V70L45 71L46 66L45 65H43V66L40 65V67H37ZM50 66H52V65H50ZM71 66H72V64H71ZM259 66L257 65V67H259ZM104 67H105V65L103 66V68ZM244 67H247V65H244ZM70 68H72V67H70ZM260 69H261L260 67L258 69L256 68V71L260 70ZM101 71H103V70H101ZM165 72H166V74H168L167 71H165ZM163 73H164V70H163ZM189 73H188V75H192V73H190V74ZM251 73H253V72H251ZM164 75H165V73H164ZM198 75H196V76H198ZM73 77H76V76H73ZM126 77H127V74H126L125 77L123 75V79H126ZM178 78H181V79L180 80H176ZM178 78L176 76V79H173V80H176L174 82L175 83L174 85L177 87L176 90L181 92L179 97H181L182 99L177 101L179 103L177 114H180V113H182V108H183L182 107L183 104H181V101L184 100V97L188 96L189 98L192 99L194 96H193V93H190V92H187V90H184L185 88H189L187 86L193 80H190L191 82L189 84H187L188 82L186 81L187 83H185V78L184 77L183 78L182 77H178ZM91 79H90V82L93 83L94 80L91 81ZM243 79L244 78H242V80L240 79V81L236 83L237 86H238L237 90L240 87V89L238 90V92L239 91L240 92L239 93L237 92V93L241 94V92H242V94H244V96L242 98L239 97L241 100H244V101H241V102H243V107L245 106L244 102H247V103L251 102L252 108H254L256 111L259 109L258 107H260V108L264 107V94H263V91H261V89H260L262 86H264V84L261 86V83H258L259 81H257V80L255 81L254 77L251 76V75L249 76L248 79H246V80H243ZM3 80H5V79H3ZM86 80H87V78H86ZM111 80L112 81L113 80L117 81L114 76H113V78ZM226 80H227V83H226ZM200 81H202V80H200ZM118 82H119V80H118ZM118 82H116L115 84L117 85ZM137 83H139V84H137ZM194 83L195 82H193L192 85ZM200 83L202 85L203 81L200 82ZM211 83H213V84H211ZM29 85H31V87H29ZM153 85H151V87H153ZM155 86H157V85H155ZM158 86L161 87V84L158 85ZM190 86H191V84H190ZM241 86H243V87H241ZM159 87H157V88H159ZM191 87H193V86H191ZM198 87H199V85H198ZM137 88L138 87H136V89ZM149 88H150V86H149ZM69 89L74 92L73 94H71V96H69V92H68ZM99 89H101V88H99ZM99 89L96 90V91H99ZM231 90H233V89H231ZM237 90H235V91H237ZM110 91H112V88H110ZM224 92H227V91H224ZM4 93H6V94H4ZM130 94L133 95V98L130 97ZM86 95H88V96H86ZM96 97H95L94 102H91L92 106L88 110V115H87V111H83L84 110L83 108H82L83 110L79 109V110L83 111V114H86V116H84V119H83L85 121L82 120L83 121L82 123L84 124V126L86 128L83 129L82 128L83 124H82L81 128L83 130L82 129L81 130H82L83 134L85 133V135H86L85 137H87V139H86L87 141H86V146H84L85 147V149L83 151L84 154L81 156V159H82L81 164L77 165V163H75V166H74L75 169L78 172L76 171L77 174H74V173H72V174L73 175H78V173H79L81 175H85L84 177L86 178V180L84 181V184H83L84 187H85L84 188L85 195H80L81 193H83L82 191H81L80 194H78L79 192L76 193V191H79V190H76L77 188L74 190V192L71 195V197L73 199L75 197V199L77 200V203H75V205L73 204L74 205V209H76V207L78 206V201H80V199H82V198H83L84 201H87V202H88V198H90V196L92 198H95V199L98 198V196L102 194L100 192V190L98 189V186H100V185L101 186H106L107 187V191H108V195H112V191L114 190L113 187H116L117 185H122V184L112 181L109 177L106 178V175H109L110 177H112L113 173H116V172L118 173V177H117V178H119L118 180H121L122 183L124 182V186L126 185V191L125 192H129L130 189H129L128 185L129 184L131 185V182H132V185H135L139 190H143L142 184L138 185V183H139L138 181H141L142 183L149 181V176L147 175L149 170H153L154 169L153 167H156V165L159 163V160L162 158V157H160L161 154L164 153V150L166 148V147L165 148L162 147V145L165 146L166 143L167 144L170 143L169 139H167L165 141L162 139V137H163V135L165 133L164 130H165L166 126L169 125V123H166V126H165L164 129H162V130L158 129V131H156V129H154V127L152 125H150V124H152V123H150V120H152V116L146 115V116H148V117H145L146 119L144 117H142V118L145 119V120H143V121H145L143 123H147L148 122L147 127H145V129L143 127H139V129L143 128V130H142L143 132L145 131V133L142 135V140H138L137 139L138 137L135 134L136 130L134 131V129L131 126V124H129V126L127 125L128 127L125 130H123L122 126H120V130L119 131H121V134L122 133H125V134L123 135V138L121 140L122 146H121V144L119 145L118 142L115 141L116 139L115 138L113 139V137L115 135L113 137L109 135L110 134L109 133L110 129L108 128L109 130H107V125H108V124L106 125L107 120L105 119L106 120L105 121L103 118H99L100 116L98 117V114H96L97 116L94 114L96 111L92 110L93 108L97 109V107H98L96 105V103H98V101L100 99L96 98ZM237 97H238V95H237ZM237 97L235 95V97H234V99L236 98L235 101L238 99ZM203 99H208V98H204L201 95V97L200 98L197 97L195 99V101H197V100H199V101L201 100L202 101ZM220 99L223 100V102H224V97L219 98V100ZM6 101H7V103H6ZM29 101L30 100H28L26 98L25 101H24L25 104L23 103L22 105H24V106L28 105ZM137 103H138V105H137ZM247 103H245V104L247 105ZM222 104H223L222 101L221 102L219 101V103L217 104V107H216L217 109L214 110L213 113H215V112L217 113V111L219 112L220 108L223 107ZM130 105H132V106L129 107ZM5 107H8V108L5 109ZM249 107H251V106L249 105ZM135 109H137V108H135ZM159 110L162 111L161 108ZM206 110L207 109H204L203 112L204 111L207 112ZM243 110H245V109H243ZM243 110L241 111L242 113H244ZM93 111H94V113H92ZM126 111H124V112L126 113ZM152 112H151V115H152ZM36 113L34 112L33 116H32L34 120H35ZM83 114H82V116H83ZM70 115H72V116L69 118ZM121 116H119V117L123 119V117H121ZM123 116H124V114H123ZM261 116H264V110L262 111ZM261 116H257L255 114V116L251 117V121L253 123H255V122H257V119L259 117H261ZM125 117H128V116H125ZM82 118L80 116V121H81ZM129 121L130 120H128V122ZM124 122L126 123V121H124ZM225 122L228 123L226 119H225ZM118 123H119V121H118ZM139 124L140 123H138V125ZM255 125H256V123H255ZM144 126H145V124H144ZM136 127H138V126H136ZM152 128H153V130H152ZM243 129L244 128H241L240 131H242ZM213 130L210 129V130L207 131V132H209V135H207L206 138L204 137V139L207 140V141L203 140V143L201 145H197L196 144V146H197L195 148L196 150H193V151H191L192 149L191 150H187L188 149L187 148L188 147L187 144H185L184 149H181V146H183L182 145L183 142L182 143H177V144H179V149H178L179 152L175 153L171 157L170 156L168 157V158H170L169 165L168 166L166 165L167 167H169L168 171H167L168 174L165 176L164 171L162 170L163 171L162 176L164 175L163 177H164L165 180H164V185L161 188L165 189L164 199L168 201L169 206H166L167 208L164 206L166 209L165 208L163 209V212H162L163 215L161 217V221L163 222V225L166 226V225H168V224L165 223L166 220L167 219L168 220L171 219V221H170L171 224H169V226H167L165 228L166 230L169 231L168 238L161 239L162 235H161V237L160 236H156L157 233L155 235L154 234H149V232H148V230L146 228H145V234L143 236H141V237L137 236L138 230L142 229L141 227H138V226H140V224L143 223L146 218L149 217V219H153V216L155 214H158V210H155L156 208H154V207L156 206L155 204L158 205L159 202H156V201L157 200L159 201V199H157V200L153 199V196H152L153 192L152 193L148 192L149 194L147 196V199L150 200V201L146 204V206L144 208L143 212H144V216L146 217V218L143 217L144 219H136L134 217H132V218L129 217L131 215L128 216L126 213L123 212L125 209L124 210L121 209L120 211H117V210L116 211H112L111 221L113 223L112 224L113 228H116L114 230V232L116 231L117 235L128 234L129 230H130L131 233L135 232L134 234H136V235H134V237H135L136 240H138V245H140V241L142 239H143V241H144V239L146 241V237H147V241L144 242L143 245H140V247H137L138 249L136 250V253H138V254L135 255L134 261L131 264H139V262H142V264H145L152 257L154 258V255H153L154 253H153L152 249L155 246L151 247V245H150L151 241H159V244H158L159 246L158 247L160 248L159 250H161V253H160V255L157 258H155V261L158 263V262H160L159 260H161L159 258H162L163 260H161V262H160L161 264H179L178 261L182 260V259H183V261L180 262L181 264H263L264 263V257H263V255H264V235H263L264 228L263 227L264 226L263 227L260 226L261 222H257V225L253 224V222H252L253 220H251L252 217H251L250 210L245 209V207L238 208L239 205H241L242 203H245V199H246L247 194H248V192H247L248 190L247 189H246L247 191L245 190V188H244L245 186L244 185H242L240 187L239 194L237 195L238 198L236 199V201L241 200V203L239 205L234 204V208L233 209H231L232 207H230V206L225 207L224 208L225 209L224 213L222 215L220 214L219 218L216 216L217 218L215 219L216 224H218V225L222 224L224 221L227 222L225 231H229L232 228L230 230L231 232H233L232 234L230 233L231 236H230V234L224 235L226 232L223 234V232L217 231L218 228L217 227L215 228L214 227L215 225L214 226L209 225L210 227H207V228H206V226L203 225L204 224L203 221L205 219L203 216L208 211V210H205L206 208H208V207L205 208V206H209V209H212L213 212L217 211L218 208H219V205L221 204L222 198L224 197L225 194H227V191L225 192V194H222L221 192H220L221 193L220 194L219 191H221V188H222L221 184L220 183H216L215 181H212L211 178L216 177V175L219 173V174H223L225 176V178H226L225 180H227V178L229 176L228 172L229 173L231 172L233 174V176H232V174L230 173L231 176L233 177L232 179H234L233 181H235V183H236V181L239 179L238 176H236V172L240 170V172H243V174L246 175L245 169L249 168L247 166H246L247 168H240V167H237V164H233V163L229 164V162L231 161V159H228V156H230L229 155L230 152L229 153L227 152L226 155L223 154L225 156V157H223V160L220 159L221 157H219L218 161L222 160L224 162L223 165L221 164V163H223L221 161L220 163L217 162L218 164L215 165L214 167H212L214 163L210 164L213 161L212 160L213 159L212 158L213 155H212V152H211L212 150L210 151V149H211L210 147L218 148L215 151H218V150L222 149L221 147H218L219 146L218 143H220V142H217L218 138H216V137L219 136V133H217V135H214ZM107 131H109V132H107ZM200 132H202L203 136L206 135V133H204L202 131V129H201ZM112 135H113V133H112ZM13 136H15V137H13ZM209 137H210V139H209ZM253 139H254V137H253ZM243 140L244 139L241 138L240 140H238V143L242 142ZM253 141H255V140H253ZM72 142H71V145L73 144ZM83 143H84V141H83ZM255 143H256V141H255ZM125 144H127V145H125ZM225 144H223V145H225ZM244 144H247V143H244ZM262 144H263L262 147H264V142L263 141H262L261 145ZM65 145L67 146V142H66ZM81 145H82V143H81ZM245 147H246V150L248 152L251 151L248 146H245ZM240 148H241V146H240ZM258 148H261L260 145H259ZM236 149L238 150L237 147H234L232 149V151L234 153H238L239 151L237 152ZM146 150H147L146 154H148V155H146V157H145V156H143V154L141 152L144 153V151H146ZM167 150L168 149H166L165 152L169 151V150L168 151ZM262 150L263 149L261 148L257 152H259L260 154H264ZM182 151H185V153H183ZM181 153H183L182 156L183 157L185 156L186 158L184 157L185 160L184 161L182 160L180 162V164H179L178 160L180 159V154ZM234 153H233V155H236ZM108 154H110V156ZM20 155H21V153H20ZM107 155H108V158L110 160H112L114 165L111 164V166H108L107 158H106ZM0 156H1V153H0ZM112 156H113V158H112ZM162 156H163V154H162ZM214 156H215V154H214ZM250 156H253V155H250ZM166 158H164V159H166ZM197 158H199V159H197ZM250 158L251 159H248V160L250 161V164H251L253 158L252 157H250ZM8 161L5 160V162L3 161V163L2 162L0 163V174L2 172H4V171H8V173L10 172L11 167H10ZM115 161H118V163L115 162ZM184 163L187 164L188 168L184 167ZM195 165H199L198 168L199 167H204L203 171L202 172L201 171L198 172L199 175L197 177H192L191 180H189V179L187 180L188 176H191V173H189V172L193 171L195 169L194 168ZM64 166H60L61 168L59 167L58 169L63 170ZM42 167H44V166H42ZM108 167H112V168L109 169ZM216 167H217V169H221V171L216 172L217 171ZM182 169H184V171L181 173ZM73 171L75 172V170H73ZM87 171L90 172V175H88V173H86ZM57 172L59 173V170ZM8 173H7V175H8ZM60 173H61V171H60ZM185 173H188V174L186 175ZM196 173H197V171H196ZM157 174L158 175L160 174L159 176H161V172H158ZM157 174H155V175H157ZM185 175H186V177H185ZM77 178L78 179H82L80 176L77 177ZM219 178H221V177H218V179ZM53 179L54 178H52L51 180L53 181ZM48 180H50V179L48 178ZM77 181L75 180V182H77ZM157 181H159V180H157ZM244 182H247V181H245L244 179L241 180V184H243ZM48 183H49V181H48ZM149 183L150 182H148V184ZM248 183L249 182H247L246 184H248ZM93 184H95V186L93 187V190L89 191V189L92 187ZM251 184L252 183H249L250 186H251ZM246 186H248V185H246ZM250 186H248V187H250ZM132 187H134V186H132ZM29 188H30V186H29ZM29 188H27V190ZM44 188L46 189V187H44ZM44 188H43V191H44ZM122 188H124L123 185H122L121 189ZM210 188H212V189H210ZM257 189H259V188H257ZM95 190L98 191V192L95 193L94 192ZM143 191H141V192H143ZM195 191H199L202 196L200 195L201 198L200 197H196L194 200L192 198V203H193V206H194V210H192L193 215H191V216L189 215L188 216L187 215V211L183 210L184 207L181 208L182 207L181 204H180L181 207H179V205L177 204L176 201H177L178 198H183V197L186 198V197H190L191 195L193 196V192H195ZM5 193H6V191H5ZM2 195H4V194H2V192L0 191V199H1ZM255 195H257V194L255 193ZM32 196H33V194H32ZM252 197H253V195H252ZM15 198L16 197H14L12 199V200H14L13 203L6 210H4L3 214L1 213L3 219H5L6 217L9 218V214H11V213H9V211H10L9 209L16 208V207H14V203L18 199L15 200ZM28 201L30 202L29 204H31L33 202L32 198H29ZM90 201H92V200L90 199ZM26 202H27V200H26ZM92 203H93V201H92ZM92 203H90V205ZM83 204H82V206H83ZM37 205L38 204L36 203V206ZM34 208H36V207H34ZM78 208L81 211L82 208L79 207V206H78ZM79 209L77 211H79ZM159 210H161V208ZM185 211H186V213H185ZM233 213H240L239 216H236L238 214H236V215L234 214L235 218L236 217L240 218L242 215H243V217L241 219L238 218L237 221H233V219L231 218L232 216H230L231 214L233 215ZM82 214L85 215L86 213H84V211H83ZM159 214H161V213H159ZM245 214H247V216ZM97 216H99V215H97ZM213 216L215 217V215H213ZM108 217H107V219H108ZM188 218H190V219L188 220ZM223 218H224V221H223ZM258 218L260 219L261 217L259 216ZM39 219H41L40 221H44L41 224L42 228H43V225H47V227H49V228L54 225L53 224V225L50 226L51 219H50V217H48V215H46L43 220H42V218H39ZM173 221H176V222L174 223ZM209 222H211V221H209ZM238 222H240V224L237 226V228L234 227V228H236V231L234 232L235 229L233 228V225L236 226ZM107 223H109L108 220L105 221V224H107ZM35 224H33V229L35 228L34 227ZM173 224H175V225H173ZM4 225H7V224H4ZM146 225H148V223H146ZM55 226H57V225L55 224ZM143 228H144V226H143ZM5 230H6V227H4L2 231L4 232ZM17 230H19V229L18 228L15 229L14 232L17 231ZM26 230L24 231L25 234L27 233ZM53 230H54V228L52 227L51 231H53ZM254 230H256V232H254ZM43 231H45V230L40 229L39 232L33 233L34 235L32 236L31 239L34 242L33 245H34L35 249L33 248V250L31 249L29 251V254L30 253L33 254L32 256H30L28 253L27 254L25 253L26 252V248L23 249V245L25 244L23 236H25V235H22V238L19 239L20 240L19 242H15L13 240H10L11 242H9L7 247H8L9 251H13V252L11 253V255L9 254L10 255L9 256L10 259L3 258L0 261V264H41V262L44 260V258H49V259H47V261L49 262L47 264H54V263H56L55 257H56V255L59 252H62L60 257H62L61 263L63 262V264H91L92 263L91 260L86 255H79L77 257H75V256L73 257V256H71L69 254L71 252L68 253V252H66L65 249H62L59 252L50 251V248H48L49 244L46 243L45 241H42V239H44V236L47 234V232L44 233ZM165 231H163V232H165ZM153 233H155V232H153ZM254 235H256V236H254ZM248 236H250L249 239L247 238ZM26 237L27 236H25L24 238H26ZM245 237L247 238V240L243 241V239ZM17 238H19V237H17ZM171 240H172V242L170 243ZM246 241H248V243ZM6 242H8V241H6ZM141 243H143V242H141ZM145 243H147L146 246H145ZM173 244H174V246H173ZM171 245L173 246V249H172ZM16 246H17V248H15ZM144 246L146 248L141 250V248L144 247ZM109 247H111V245L108 246V248ZM147 247H149V249L151 247L152 249H150V251H149V249H147ZM246 247H247V249H246ZM56 248H58V247H56ZM179 248H180V251L178 250ZM170 249H172L171 252L169 251ZM159 250L157 251V253H159ZM183 251H184V253H182V256L180 255L181 256L180 257L179 254H181V252H183ZM250 252H252V253H250ZM119 253H122V252H119ZM20 255H22V256H20ZM28 255H29V257H26ZM161 255H163V256L161 257ZM31 257L33 258L32 261H30ZM114 260L116 261V259H114ZM152 261H154V260H152ZM112 264H114V263H112Z\"/></svg>","mask_w":264,"mask_h":264}]
</instances>
